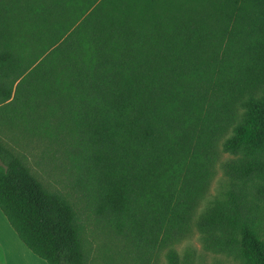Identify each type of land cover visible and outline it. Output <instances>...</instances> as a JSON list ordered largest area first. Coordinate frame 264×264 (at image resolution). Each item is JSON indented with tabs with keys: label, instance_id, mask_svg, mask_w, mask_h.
<instances>
[{
	"label": "trees",
	"instance_id": "1",
	"mask_svg": "<svg viewBox=\"0 0 264 264\" xmlns=\"http://www.w3.org/2000/svg\"><path fill=\"white\" fill-rule=\"evenodd\" d=\"M263 197L264 0H0V209L35 255L90 264L82 203L123 264H193L195 233L264 264Z\"/></svg>",
	"mask_w": 264,
	"mask_h": 264
},
{
	"label": "rangeland",
	"instance_id": "2",
	"mask_svg": "<svg viewBox=\"0 0 264 264\" xmlns=\"http://www.w3.org/2000/svg\"><path fill=\"white\" fill-rule=\"evenodd\" d=\"M37 152L36 150L33 151ZM30 158L28 161L33 170L38 173L42 181L49 187L56 190H61L69 196L71 195V189L69 181L58 164L47 167L45 164L39 167L35 164L36 159H40L39 156L33 155L30 152L26 153ZM233 155L229 153L223 154V161L232 158ZM229 181L224 174L222 165L219 166L217 175L212 183L210 193L206 199L201 203L198 212H202L216 197L220 196L222 190H226L229 186ZM77 198L73 196V201L76 202ZM74 202V203H75ZM264 206V197L261 201ZM77 209L80 215V220L84 225V239L86 241L87 253L90 264H123V258L120 254L119 243L116 242V238L105 229L101 223H98L96 219L90 216L86 210H84L83 204H77ZM84 208V209H83ZM121 247V246H120ZM178 251L182 258H185V253L189 251L191 253V261L193 264H243L236 258L223 254L213 253L206 251L200 242L198 233L193 234L190 238L182 241L177 245ZM17 260L15 264H47L33 257L28 251L17 250Z\"/></svg>",
	"mask_w": 264,
	"mask_h": 264
},
{
	"label": "crops",
	"instance_id": "3",
	"mask_svg": "<svg viewBox=\"0 0 264 264\" xmlns=\"http://www.w3.org/2000/svg\"><path fill=\"white\" fill-rule=\"evenodd\" d=\"M0 209V264H15L17 257L16 251H28L33 257L46 262L35 255L19 238L15 230L10 225L6 216ZM47 263V262H46ZM48 264V263H47Z\"/></svg>",
	"mask_w": 264,
	"mask_h": 264
}]
</instances>
